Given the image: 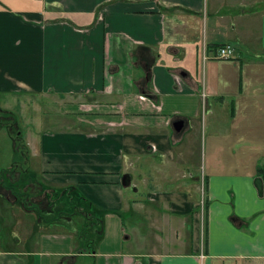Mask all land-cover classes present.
<instances>
[{"label":"crops","instance_id":"1","mask_svg":"<svg viewBox=\"0 0 264 264\" xmlns=\"http://www.w3.org/2000/svg\"><path fill=\"white\" fill-rule=\"evenodd\" d=\"M0 108V264H264V0H0Z\"/></svg>","mask_w":264,"mask_h":264},{"label":"rangeland","instance_id":"2","mask_svg":"<svg viewBox=\"0 0 264 264\" xmlns=\"http://www.w3.org/2000/svg\"><path fill=\"white\" fill-rule=\"evenodd\" d=\"M24 113H25V110H24ZM44 113L45 115L43 117H46L48 121H50L52 116L55 115V113L53 115L48 114L46 111ZM13 114L17 118V123L15 125V122H14V125H15L14 127L11 128L9 125L7 126L0 125V174L2 172L1 171L2 169L11 170L13 164H19V163L22 164L24 162L23 154L21 152H18L17 151L18 149H16L17 148L16 139L18 137H21L23 139L25 137L24 134H26L27 131H30L32 129V126H30L28 122V116L25 115L23 122H22V119L19 118L20 117L19 114H15V113ZM3 115L6 116V114L4 113ZM17 115H19V117ZM1 118H4V117L1 116ZM0 121H3V120H0ZM6 122H8V120H6ZM17 133L18 135L16 136ZM23 143L26 146L25 138L23 139ZM0 192L2 194V197L4 198L3 202L7 201V203L11 205L15 204L14 198L8 192L6 191H0ZM0 220H2L1 225L3 228L4 238L7 239L9 237V229L6 228V224L3 222V216L1 215V212H0Z\"/></svg>","mask_w":264,"mask_h":264},{"label":"trees","instance_id":"3","mask_svg":"<svg viewBox=\"0 0 264 264\" xmlns=\"http://www.w3.org/2000/svg\"><path fill=\"white\" fill-rule=\"evenodd\" d=\"M3 113L6 114V116H4ZM1 116H3L4 118H1ZM0 120H3V121H0L1 126L9 125L11 128L14 127L17 123V118L15 117V115L12 112L4 111L1 108H0ZM6 120H8V122H6ZM14 122H15V125H14ZM17 135H18V133L16 134V136ZM23 139L21 137H18L16 139V143H17L16 149H18L17 151H19V150L23 151V150L27 149V147L23 143ZM21 173L22 172H20L18 169V164H13L11 170L10 169H3L1 174H0V191L8 192L13 198H15L16 202H17V200H20L21 202H25V198L27 197V195L25 194V191L23 193H20V189L23 188V186H21L22 183L19 179ZM53 205L54 204L50 203L48 208L52 209ZM64 207H66V205H64ZM58 208H60V207H58ZM75 210H76V208L73 207V212L71 215H75L74 212L76 214H83L81 212H76L77 210L76 211ZM89 210H90L89 206L86 207L84 205V214L87 217V221H88L87 226L88 227H90L92 224L96 223L93 220H91L90 215L88 213ZM40 219H41V217H40Z\"/></svg>","mask_w":264,"mask_h":264},{"label":"built area","instance_id":"4","mask_svg":"<svg viewBox=\"0 0 264 264\" xmlns=\"http://www.w3.org/2000/svg\"><path fill=\"white\" fill-rule=\"evenodd\" d=\"M235 50L230 45L221 46L218 50V58L219 59H231L234 57ZM141 99H144L143 97Z\"/></svg>","mask_w":264,"mask_h":264},{"label":"water","instance_id":"5","mask_svg":"<svg viewBox=\"0 0 264 264\" xmlns=\"http://www.w3.org/2000/svg\"><path fill=\"white\" fill-rule=\"evenodd\" d=\"M184 128V122L183 121H177L174 123V130L176 132H181ZM123 186L124 188H129L131 186V177L130 176H125L124 181H123Z\"/></svg>","mask_w":264,"mask_h":264}]
</instances>
